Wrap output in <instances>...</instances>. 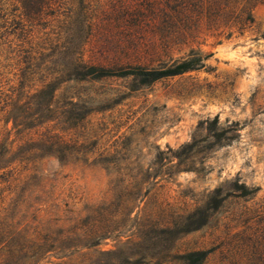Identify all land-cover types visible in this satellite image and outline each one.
<instances>
[{
  "label": "rangeland",
  "instance_id": "rangeland-1",
  "mask_svg": "<svg viewBox=\"0 0 264 264\" xmlns=\"http://www.w3.org/2000/svg\"><path fill=\"white\" fill-rule=\"evenodd\" d=\"M89 6L98 26L87 57L91 48L124 36L115 26L135 18L123 9L142 10V19L159 24L163 18L150 9L166 7ZM251 15L242 28L204 22L194 39L173 50L175 59L191 49L209 55L199 69L149 84L134 77L61 83L57 100L92 109L71 132L84 141L86 160L46 157L10 165L20 140L0 104V142L8 150L0 167L9 165L0 174L16 167L0 178V233L68 227L93 213L115 221L99 245L73 254L57 249L25 264H96L112 252L117 264H186L181 256L194 250H210L203 264H264V3L251 5ZM14 22L25 24L24 36L12 33ZM32 23L21 0H0L5 92L19 86V68L28 65L24 51L50 52L44 49L50 28ZM42 58L52 66L51 58ZM42 83L35 75L24 92ZM242 184L256 191L241 196Z\"/></svg>",
  "mask_w": 264,
  "mask_h": 264
},
{
  "label": "trees",
  "instance_id": "trees-1",
  "mask_svg": "<svg viewBox=\"0 0 264 264\" xmlns=\"http://www.w3.org/2000/svg\"><path fill=\"white\" fill-rule=\"evenodd\" d=\"M24 14L31 18L33 27L42 25L50 28L46 40L50 44L43 51H35L33 46L24 51V61L28 65L20 67L18 88L5 92L0 89L1 110L6 111V125L13 120V129L20 143L12 154L10 165L34 162L46 157H55L61 162L70 158L87 159L89 153L84 141L71 134L81 126L92 109L78 101L60 102L56 92L61 83L71 80H98L109 77H134L142 84L181 75L204 66L203 56L191 49L187 56L173 58L172 53L194 39L201 25L208 28L238 25L242 28L253 21L251 5L264 0H21ZM89 5H166L160 9L153 7L150 13L160 15L162 23H148L142 10L123 9L122 12L135 19L119 24L115 29L124 35L115 38V44L99 49L87 48L95 35L97 23L91 20ZM237 5H243L239 10ZM121 12V11H120ZM12 33L20 30V36L27 31L25 24L14 22ZM22 25V26H21ZM53 36V37H52ZM23 51V49H19ZM40 53V55H33ZM51 58L52 66L44 65L43 56ZM55 58V59H54ZM40 59V61H38ZM159 62V66L152 64ZM35 75L43 83L33 92H24L27 82ZM31 89V88H30ZM218 123V117L214 119ZM15 140H13L14 142ZM8 150L0 142V161ZM27 165V164H26ZM9 165L0 167L6 168ZM25 168H27L25 166ZM9 172L0 174L1 179L10 177ZM241 196L253 194L256 189L239 185ZM219 201L212 208L217 209ZM202 224V223H200ZM115 231V221L93 213L77 220L68 227L55 229L35 227L22 232L0 233V264H25L30 259H40L50 251L79 252L83 247L99 245ZM162 233L170 232L162 229ZM210 250H194L181 257L186 264H203ZM69 255V254H63ZM106 259H98L96 264H117L115 252L107 253ZM36 261V260H35ZM19 262V263H18ZM139 264L140 260L129 261Z\"/></svg>",
  "mask_w": 264,
  "mask_h": 264
}]
</instances>
